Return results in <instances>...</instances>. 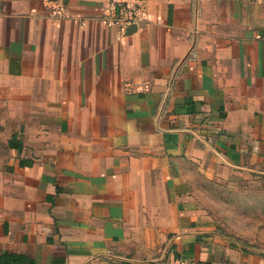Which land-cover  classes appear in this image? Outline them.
<instances>
[{
  "label": "crops",
  "instance_id": "crops-1",
  "mask_svg": "<svg viewBox=\"0 0 264 264\" xmlns=\"http://www.w3.org/2000/svg\"><path fill=\"white\" fill-rule=\"evenodd\" d=\"M107 2L0 0V98L20 113L0 256L264 264L199 197L225 176L264 179V0H147L123 40Z\"/></svg>",
  "mask_w": 264,
  "mask_h": 264
},
{
  "label": "rangeland",
  "instance_id": "rangeland-1",
  "mask_svg": "<svg viewBox=\"0 0 264 264\" xmlns=\"http://www.w3.org/2000/svg\"><path fill=\"white\" fill-rule=\"evenodd\" d=\"M20 119L0 98V167L7 156V140ZM206 214L218 231L236 244L264 250V179L236 174L208 182L199 194Z\"/></svg>",
  "mask_w": 264,
  "mask_h": 264
},
{
  "label": "built area",
  "instance_id": "built-area-1",
  "mask_svg": "<svg viewBox=\"0 0 264 264\" xmlns=\"http://www.w3.org/2000/svg\"><path fill=\"white\" fill-rule=\"evenodd\" d=\"M147 3V0H108L105 7V22L108 27L117 30L118 40L126 38L129 27H138L146 20ZM56 8L64 14L63 5H56Z\"/></svg>",
  "mask_w": 264,
  "mask_h": 264
},
{
  "label": "trees",
  "instance_id": "trees-1",
  "mask_svg": "<svg viewBox=\"0 0 264 264\" xmlns=\"http://www.w3.org/2000/svg\"><path fill=\"white\" fill-rule=\"evenodd\" d=\"M26 258L17 254H5L0 256V264H26Z\"/></svg>",
  "mask_w": 264,
  "mask_h": 264
},
{
  "label": "water",
  "instance_id": "water-1",
  "mask_svg": "<svg viewBox=\"0 0 264 264\" xmlns=\"http://www.w3.org/2000/svg\"><path fill=\"white\" fill-rule=\"evenodd\" d=\"M136 29H137V26L129 27V29H128V31H127L128 35H129V34H132Z\"/></svg>",
  "mask_w": 264,
  "mask_h": 264
}]
</instances>
